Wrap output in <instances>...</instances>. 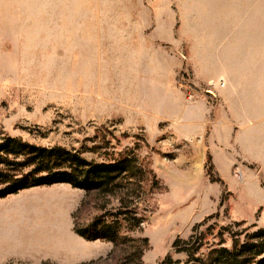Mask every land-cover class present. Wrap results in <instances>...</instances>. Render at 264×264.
Listing matches in <instances>:
<instances>
[{"label":"rangeland","instance_id":"rangeland-1","mask_svg":"<svg viewBox=\"0 0 264 264\" xmlns=\"http://www.w3.org/2000/svg\"><path fill=\"white\" fill-rule=\"evenodd\" d=\"M7 136L97 162L129 155L155 175L79 188L76 228L120 224L95 245L111 258L90 264H134L142 238V264L186 260L177 239L230 247L224 226H264V0H0ZM119 198L139 226L115 216Z\"/></svg>","mask_w":264,"mask_h":264},{"label":"trees","instance_id":"trees-1","mask_svg":"<svg viewBox=\"0 0 264 264\" xmlns=\"http://www.w3.org/2000/svg\"><path fill=\"white\" fill-rule=\"evenodd\" d=\"M9 156H12V160L7 159ZM18 157L21 158L20 161L17 160ZM207 159V162L210 163L209 156ZM131 162L129 155L121 156L110 162L87 160L78 151L61 146H37L7 136L0 141V164L9 165L7 168H0V197L39 184L63 182L86 192L95 191L98 194H104L107 192V187L117 185L121 178H128V174H131L134 169L139 176H142L141 181L146 180L145 174H151L153 184H157L155 175L151 170L136 165L134 168L130 167L129 163ZM29 166H31L29 171L20 173L22 168ZM118 201L120 203L119 211L114 213L115 216L121 215L123 216L122 219L132 224L133 227L139 226L142 218L131 215L134 210L128 211V205L122 202V198H119ZM199 225L201 223L195 224L193 230ZM242 225L243 222L240 221L223 227V230H227L231 237L230 247L209 245L205 250H202L201 245H195L192 237L186 240L177 239L173 246L176 251L186 254V260H174L170 255H167L159 264H264V226L256 227L255 224H251L248 227L239 228ZM232 226H236L237 229H231ZM119 229L118 217L109 222L92 223L86 229H78L74 225L75 232L88 240L104 239L112 243H115ZM219 235L222 236L223 232ZM140 241L143 245H136L134 252L124 257L135 256L136 253V263L134 264H142L141 256L146 247L147 238H142ZM221 243L222 239L219 241V244ZM113 253L114 251L111 250L105 257H99L95 261L90 260L81 264L110 259Z\"/></svg>","mask_w":264,"mask_h":264},{"label":"crops","instance_id":"crops-1","mask_svg":"<svg viewBox=\"0 0 264 264\" xmlns=\"http://www.w3.org/2000/svg\"><path fill=\"white\" fill-rule=\"evenodd\" d=\"M82 198L79 188L64 182L0 197V264H81L104 255L107 250L95 245H113L111 241L88 240L74 230Z\"/></svg>","mask_w":264,"mask_h":264},{"label":"bare ground","instance_id":"bare-ground-1","mask_svg":"<svg viewBox=\"0 0 264 264\" xmlns=\"http://www.w3.org/2000/svg\"><path fill=\"white\" fill-rule=\"evenodd\" d=\"M238 173H239V172H238ZM238 173H237V174H238Z\"/></svg>","mask_w":264,"mask_h":264},{"label":"built area","instance_id":"built-area-1","mask_svg":"<svg viewBox=\"0 0 264 264\" xmlns=\"http://www.w3.org/2000/svg\"><path fill=\"white\" fill-rule=\"evenodd\" d=\"M211 92V91H210ZM212 93V92H211Z\"/></svg>","mask_w":264,"mask_h":264}]
</instances>
